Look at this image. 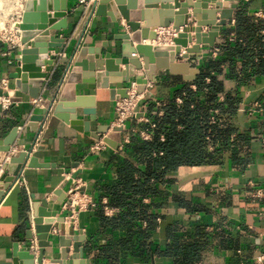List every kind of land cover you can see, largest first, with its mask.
I'll return each instance as SVG.
<instances>
[{"label": "crops", "instance_id": "obj_1", "mask_svg": "<svg viewBox=\"0 0 264 264\" xmlns=\"http://www.w3.org/2000/svg\"><path fill=\"white\" fill-rule=\"evenodd\" d=\"M232 1L236 8L232 11L231 20H226V25L220 28L214 47L200 46V56L187 60L181 58L185 48L178 47L177 55L174 51L176 63L187 62L191 68L199 70L208 60L224 58V53L217 49L220 45L230 49L235 45L259 46L257 48L264 53V19L256 16L257 13L264 12V0ZM217 2L224 3L223 0H135L134 11L138 14L136 23L141 29L147 28L150 34H156L157 39L155 42L142 39L139 44L130 41L129 49L136 45L173 46L171 40L174 37L164 39L162 35L158 37V34L173 32L172 27L183 24L185 26L180 27V31L185 28L190 30L188 35L191 41L187 47L193 46L197 19L199 21L205 17L206 20L214 19L216 23L219 22L220 9L216 7ZM24 3L25 0H22L19 16L22 15ZM110 4L113 5V0H110ZM110 4L106 5L107 12H111ZM7 6L9 11L0 8V25L10 27L12 18L16 16V7L14 3ZM195 9L198 11L196 15L193 14ZM53 13L47 12V15ZM65 13V18L60 21L63 20L66 27L54 32V37L62 39L63 43L49 48V57L55 59V62L49 79L43 80L45 87L41 89V100L50 99L52 95L62 91L71 70L68 66L74 62L81 48H87L91 52L100 51L102 55L110 54L112 59L118 58L121 42L115 37L128 30L122 17L112 21L107 16L93 15L76 39L75 31L85 11L77 5L76 0H66ZM238 14L241 19L239 27L235 22ZM20 21L21 17L19 23ZM166 21L170 22L167 28L153 27V23L160 25ZM245 23L259 26L262 39L249 36L242 29ZM207 31V27H201V34ZM24 47L20 44V37L15 47L0 42V83L5 81L6 89L3 94L11 101L7 109L0 110V140L13 128H17L18 136L11 146L17 152L10 157L27 152L41 167L28 168L23 164L13 183L0 184V193H3L0 198V263L11 262L15 243L19 244L20 251L30 250L36 258L38 248L31 205L46 202L48 212H57V216L64 219L67 216V212L62 210L65 199L61 203L58 201L59 197L55 200H51V197L54 191L60 190L63 182L65 185L61 190L65 195L74 184L72 176L77 172L76 180L83 182L85 192L95 201L96 207L81 212L70 227L64 222L63 230L59 233L81 234L84 237L81 243L82 257L89 260L90 264H178L173 257L164 255L166 245L171 243V238H177L181 243L192 242L199 230L206 235V243L199 261L194 264H252L258 256H264V111L249 113L257 102L264 108V72L252 74L250 70L243 68L241 60H236L231 67L225 62L221 66L222 73L218 76L223 81L224 92L237 91L241 96L238 115L229 123L247 138L238 151L239 157L247 160L244 166L232 162L227 153L216 164L181 166L170 175L173 180L171 184L157 185L161 192L159 197L139 200L132 199L123 190L122 173L126 166L133 171L132 177L137 179V172L145 171L144 160L133 152V144L130 143V137L145 130L138 129L141 124L135 120L125 123L120 134L121 148L115 150L107 147L96 153L91 151L96 142L92 135L97 128L110 127L114 119L116 101L109 98V89L114 88V84L109 83V89H89L84 83L73 85L66 95H74L73 99L82 100L83 108H93L95 121L90 122L88 132L83 131L82 126L72 127L51 114L43 115L44 108L38 100L35 101L15 89V80L10 79V75L16 65L15 58ZM214 50H217L215 54ZM132 56L141 61L136 53ZM124 64L126 65V61L119 66L121 74L124 73ZM41 71L44 73V67ZM229 73L240 78L249 77V80L239 83L229 78ZM141 74L143 70L135 71L136 76ZM120 79L122 78L119 77L118 80ZM133 79L130 77V82ZM129 83L124 84V87ZM192 83L184 81L181 75H170L167 70H157L154 80L147 84L143 93V99L137 108L138 116L147 118L150 105L160 107L173 100L181 103L178 93L185 86L195 91ZM83 108L76 109L77 119L82 118ZM33 115H43L42 122L33 124L38 127L36 133L27 126ZM126 136L129 140L124 144ZM150 139L151 136L148 140ZM6 157L7 153H0V183L9 175L2 169L3 165L8 164ZM151 217L155 218L153 230L141 247L135 233L139 230L137 228L146 226L145 218ZM31 227L33 239L27 242L26 232ZM53 229L55 232H50L48 238V241H52V247L45 248L43 264H51V259L59 258L56 227L53 226ZM71 252L70 247V254Z\"/></svg>", "mask_w": 264, "mask_h": 264}, {"label": "water", "instance_id": "obj_2", "mask_svg": "<svg viewBox=\"0 0 264 264\" xmlns=\"http://www.w3.org/2000/svg\"><path fill=\"white\" fill-rule=\"evenodd\" d=\"M238 1L236 0V2ZM223 2V4L220 2L216 4L217 9H220L218 23L214 19L206 20L205 17L202 20H196L193 46L187 47L188 42L191 41V37L188 35L190 30L185 28L180 31L179 28L185 26L183 24L172 27L176 34V37L171 40L173 46L136 45L135 48L130 50V41L136 42V44H139L142 39L155 42L157 35L150 34L147 28L141 29L136 23L138 22V14L134 11L135 0H126V2L124 0H113V5L110 4V0H99L95 6H91L85 11L74 37L77 39L80 36L86 22L93 15L107 16L112 21L122 17L128 30L115 37L117 41L121 42L119 57L112 59L110 54L102 55L100 51L91 52L87 48H81L74 62L68 66V68L71 67V70L65 79L62 91L52 95L50 99L41 100V89L45 87L43 80L49 79V74L55 62V59L49 57V48L63 43L62 39L54 37V32L61 31L66 27V23L63 20L60 21L66 16V0H25L21 21L18 25L20 44L25 47L20 50L15 58L16 65L10 79L15 80L17 91L40 102L44 108L43 115L51 114L65 124L72 127L82 126L83 131L88 132L90 122L95 121V110L81 107L82 100L73 99L74 95L70 97L66 95L74 84L84 83L88 85L89 89H109V83H113L114 88L109 89V98L111 101H117L125 98L124 84L130 82V77L134 78L133 81L137 84V93L141 94L146 90L147 84L154 80L157 70H167L170 75H181L184 81L193 82L199 70L191 68L187 62L176 63V55L179 51L177 48H185V53L181 57L183 60L199 57L200 46L213 48L215 39L219 36L220 28L226 25V20H231L232 11L236 8V4L231 3L232 0H223ZM229 3L231 4L229 5ZM107 4H110L111 12L106 11ZM227 7H229L228 10H225L224 8ZM51 11L54 13L47 15V12ZM193 14H198V11L195 9ZM169 25L170 22L167 21L160 25L153 23L154 28H167ZM201 27H207L208 31L201 34ZM134 53L140 57L141 61H139V58L132 56ZM95 56L97 57L95 58ZM123 61H126V65L124 64V73L121 74L119 66L122 65ZM42 67H44V73L41 71ZM139 70H143V74L136 76L135 71ZM102 77H104L103 80ZM119 77L122 79L118 80ZM77 108H83L81 119H77ZM43 115H33L29 118L27 126L30 127L32 132H38V127L33 124L42 122ZM122 131L121 127L110 129L109 126H101L97 128L92 137L99 140L100 136H103V142L108 147L117 150L120 145ZM17 136L18 129L13 128L4 139L0 140V153H8ZM23 164H26L28 168L41 167L34 158L29 157L27 152H21L15 157H10L8 164L2 166V169L7 171L9 175L0 184L13 183ZM78 173H75L72 179H76ZM64 185L65 182L60 186V190L54 191L51 200L59 197L58 201L62 203L65 199V195L61 190ZM2 195L3 193H0V198ZM46 207V202H41L40 205L35 203L31 205L32 223L38 248L36 258L30 250L20 251L19 244L15 243L12 247L11 262H1L0 264H43L45 248L52 247V241H48V238L49 233L55 231L53 226L56 227L57 236L55 239L60 250L59 258L51 259L50 263L90 264L89 260L82 257L81 243L84 241V237L81 234L74 235L69 232L60 234L59 232L63 230V217L57 216V212H48ZM32 239L31 227L26 232V241L29 242ZM22 260H26V262Z\"/></svg>", "mask_w": 264, "mask_h": 264}, {"label": "trees", "instance_id": "obj_3", "mask_svg": "<svg viewBox=\"0 0 264 264\" xmlns=\"http://www.w3.org/2000/svg\"><path fill=\"white\" fill-rule=\"evenodd\" d=\"M240 20L238 14L235 18L238 27ZM242 29L249 36L262 39L259 26L245 23ZM255 47L235 45L230 49L228 46H218L217 49L224 53L221 54L224 58L208 60L200 67V72L192 83L195 91L185 86L178 93L181 103L178 104L173 100L160 107L148 106V123H142L138 129L151 132V139L143 140L139 133L130 137L133 152L145 162V171L142 173L136 171L137 179L132 177L133 171L126 166L122 173L123 190L132 199L153 200L159 197L161 192L157 189V185L171 184L173 180L170 175L181 166L216 164L226 153L230 154L232 162L244 166L247 160L240 158L238 151L247 138L239 134L238 130L229 123L238 115L241 96L237 91L224 92L223 81L218 76L222 73L221 66L225 62L231 67L236 60H241L243 68L250 70L252 74L264 72V53L257 48L259 46ZM228 77L239 83L249 80V77L240 78L230 73ZM151 125L154 126L152 130ZM145 219L146 226L137 228L139 230L135 233L141 247L148 239L155 222L153 217ZM201 232V230L196 231V239L188 243H181L177 238H171L172 241L166 245L164 255L173 257L178 264L198 262L206 243V235Z\"/></svg>", "mask_w": 264, "mask_h": 264}, {"label": "built area", "instance_id": "obj_4", "mask_svg": "<svg viewBox=\"0 0 264 264\" xmlns=\"http://www.w3.org/2000/svg\"><path fill=\"white\" fill-rule=\"evenodd\" d=\"M14 5L16 7V16L13 17L11 20V26L6 27L0 25V42L2 43H9L13 47L16 46L18 39L20 37V31L18 30L17 26L19 24V11L22 10V0H13ZM77 5L81 7L84 11H86L92 4L98 2L99 0H76ZM19 16V18H18ZM256 16L258 18L264 19V12L257 13ZM162 38L166 39L167 37H175V32H160ZM217 50H214L215 54ZM1 93H0V107L1 109H7L11 105V101L8 97L3 94V91L6 89L5 81L0 83ZM126 96L125 98L119 99L115 102L114 105V119L110 125V129L121 127L124 129L125 123L129 120H135L139 124H147L148 119L144 117H139L137 113V108L143 99V93H137V84L132 81L128 84L125 88ZM36 101V100H35ZM264 108L262 107L260 102L254 104L253 109L249 112L252 114L253 112H263ZM153 125L150 126V129H153ZM139 135L143 140H148L151 132L146 130L139 131ZM103 137V136H102ZM102 137L99 140H96L95 144L91 147V151L93 153L103 151L108 146L103 142ZM129 138L126 136L124 138V144L128 143ZM122 147L120 143L119 148ZM17 151L15 148H10V151L7 153L6 160L10 159V156L15 154ZM84 184L81 180H76L74 184L68 189L65 193V201L62 204V210L67 212V216L64 218V222L67 223L68 227L74 225L75 221L77 220L79 214L81 212L92 210L96 207L95 201L92 197L85 192ZM105 212L109 215V212ZM55 232V231H54ZM33 248V246H32ZM264 262V256H258L252 264H262Z\"/></svg>", "mask_w": 264, "mask_h": 264}, {"label": "rangeland", "instance_id": "obj_5", "mask_svg": "<svg viewBox=\"0 0 264 264\" xmlns=\"http://www.w3.org/2000/svg\"><path fill=\"white\" fill-rule=\"evenodd\" d=\"M9 3H12V1L11 0H1L0 1V8L2 9V8H4V10H6V9H8L9 8V6H7ZM7 11H9V10H7ZM2 25V24H1Z\"/></svg>", "mask_w": 264, "mask_h": 264}, {"label": "bare ground", "instance_id": "obj_6", "mask_svg": "<svg viewBox=\"0 0 264 264\" xmlns=\"http://www.w3.org/2000/svg\"><path fill=\"white\" fill-rule=\"evenodd\" d=\"M0 1H1V0H0ZM11 1H12V4H13L14 1H13V0H11ZM7 10H9V8H8ZM19 24H20V23H19ZM19 24H18V25H19ZM17 28H18V26H17ZM160 30H161V29H160ZM164 31H165V30H164ZM158 32H159V31H158ZM158 32H156V33H158ZM165 32H166V31H165ZM158 35H159V34H158ZM171 38H172V37H171ZM171 38H170V39H171ZM167 41H168V39H167ZM168 43H170V42H168Z\"/></svg>", "mask_w": 264, "mask_h": 264}]
</instances>
